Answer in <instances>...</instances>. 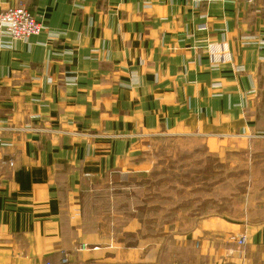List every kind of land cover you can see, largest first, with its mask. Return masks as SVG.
Segmentation results:
<instances>
[{"label": "crops", "instance_id": "crops-1", "mask_svg": "<svg viewBox=\"0 0 264 264\" xmlns=\"http://www.w3.org/2000/svg\"><path fill=\"white\" fill-rule=\"evenodd\" d=\"M15 6L43 31L0 46V264H264V218L190 207L179 227L128 177L148 174L147 137H245L264 0H0V13Z\"/></svg>", "mask_w": 264, "mask_h": 264}, {"label": "rangeland", "instance_id": "rangeland-1", "mask_svg": "<svg viewBox=\"0 0 264 264\" xmlns=\"http://www.w3.org/2000/svg\"><path fill=\"white\" fill-rule=\"evenodd\" d=\"M257 96L259 103L253 107L257 109L253 111V122H247L245 137L142 139L138 145L146 146L147 151L144 152L146 157L139 161L146 162L143 167L148 174L140 175L136 171L127 174L130 192H141L139 188L144 187L147 197L155 198L153 202L159 200L164 209L169 207V219L179 227L186 223L182 214L190 207L208 206L210 212L220 207L238 221L264 218V80L259 82ZM251 110L245 111L249 117ZM137 164L136 161L135 167ZM150 198L148 200L152 201ZM119 207L116 204L115 209L120 211ZM157 209L158 206H151L145 215L148 219L159 216L162 222L164 212ZM117 210L114 211L116 224L121 227L119 214L122 212ZM176 213L180 215L174 218ZM151 222L156 223L155 228L159 227L158 221Z\"/></svg>", "mask_w": 264, "mask_h": 264}, {"label": "built area", "instance_id": "built-area-1", "mask_svg": "<svg viewBox=\"0 0 264 264\" xmlns=\"http://www.w3.org/2000/svg\"><path fill=\"white\" fill-rule=\"evenodd\" d=\"M42 31L40 23L23 6L9 7L0 13V46L2 47L4 46L2 39H7L9 42L23 41L39 35ZM9 166H12V163H9ZM245 241L244 234L236 239L238 246H243ZM87 250L85 245H80L78 248V251ZM59 264H67L66 257H62Z\"/></svg>", "mask_w": 264, "mask_h": 264}]
</instances>
